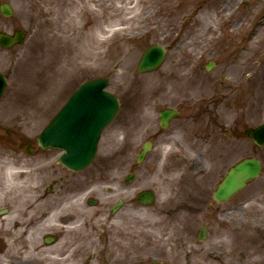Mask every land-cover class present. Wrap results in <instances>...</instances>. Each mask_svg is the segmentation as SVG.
I'll list each match as a JSON object with an SVG mask.
<instances>
[{"label":"rangeland","instance_id":"374dc122","mask_svg":"<svg viewBox=\"0 0 264 264\" xmlns=\"http://www.w3.org/2000/svg\"><path fill=\"white\" fill-rule=\"evenodd\" d=\"M1 2L11 5L14 16H0V31L11 33L22 28L28 35L21 47L0 48V73L8 78L1 114L35 115L41 110L37 101L60 104L82 82L102 76L109 77L107 90L121 103L115 121L102 135L96 162L89 170L100 184L94 195L101 206L72 210L79 211L80 221L90 220L91 225L98 226L121 199L124 205L111 223L125 235H119L105 253L97 254L96 250L104 246L95 233L77 231L82 243L75 245L63 261L28 257L21 264H107L111 259L113 264H151L152 259L161 264H244L241 254L246 249L250 264L257 252L260 214H264V146L256 147L241 133L264 122V21L260 25L264 0H232L230 7L226 5L228 0ZM205 18H210L209 28L203 27ZM153 44L167 48L165 62L156 72L138 74L137 62ZM210 62L215 65L207 71ZM49 95H57L62 101L56 102L57 98ZM174 105H183V109L197 112L205 121L216 120L236 131L241 138H231L232 161L253 156L262 164L261 176L240 195L245 200L238 211L243 212H235L227 220L239 227L234 240V236L217 240L224 231L218 229L219 221L210 220L214 214L192 212L202 205L189 203L178 208L190 197L184 199L186 193L182 192L171 197L166 182L170 177L168 164L157 167L153 174L160 191L154 207L134 202L133 193L121 182L113 181L112 194L101 185L100 178L114 176L117 180L128 173L129 147L134 144L137 149L144 140L147 122L156 121L160 109ZM173 164V175L190 173L189 163L175 160ZM146 167L141 166L140 173L146 174ZM143 179L138 177L135 182L136 191L150 187V181ZM95 213H101L100 217ZM238 221L246 223L244 240ZM203 225L209 231L205 241L198 242L196 234ZM208 253L217 259L206 257ZM0 264H8L1 253Z\"/></svg>","mask_w":264,"mask_h":264},{"label":"flooded vegetation","instance_id":"af4514ba","mask_svg":"<svg viewBox=\"0 0 264 264\" xmlns=\"http://www.w3.org/2000/svg\"><path fill=\"white\" fill-rule=\"evenodd\" d=\"M42 102L44 101L37 103L41 110L36 111L35 115L30 112L0 114V241L4 244L6 260L17 264H21L26 256L63 259L71 253L75 245L81 244L82 235L78 232H64L60 227L71 226V223L76 221L75 217L72 219L75 215L71 212V201L81 197L87 205L93 195L86 194L100 185L96 184L89 173L91 168L81 172L66 168L60 163L62 152L41 146L37 136L30 134L33 125L37 127L43 122L47 124L57 112L55 109L46 110L55 104ZM178 107L179 115L170 121L166 129L159 127V120L156 123L147 122L144 140L151 143V150L141 165H148L146 174L140 173L141 167L137 171L135 165V156L141 144L137 149L134 144L129 145V155L126 157L131 158V161L125 159L123 163L128 162L129 173H133V181L129 184L133 199L135 200L136 194L134 184L138 177H143L142 181H145V178L150 181L149 188L153 189L158 197L160 191L153 174L157 167L168 164L170 177L166 182L169 184L171 197L173 193L178 192L186 193L183 194L184 199L188 198L186 195L190 197L189 201L181 203L178 208H183L189 203L202 205L192 209V212L213 213L210 220L219 221V230L224 227L236 230L238 225H234V221L233 225L228 224L227 220L232 219L235 212H243L238 210L245 200L240 196L244 191L224 202H216L213 198L218 184L232 165L231 133H227L215 121H205L197 112L183 109V105ZM185 154L192 157L189 158ZM175 160L189 163L190 173L183 171L173 175ZM113 177L105 178V181H108L105 189L107 194L114 192L113 181L117 180H113ZM178 208L175 209L179 210ZM55 212L57 216L51 220L50 217ZM100 215L101 213L94 214L97 218ZM260 218L262 221L257 227V252H252L250 264H264V230L261 227H264V214H260ZM104 219L105 222H98L96 227L91 225L90 222L93 221L89 220L79 221L78 224L81 225L82 232L94 231L98 242L110 248L119 235L125 233L113 226L112 217L108 214ZM238 222L244 240L247 238L244 227L246 223ZM205 228L207 235L209 230L207 226ZM231 235L236 238V231H230L229 236ZM222 237L223 234L219 235L217 240ZM248 251L246 249L245 253L241 254L244 264H248Z\"/></svg>","mask_w":264,"mask_h":264},{"label":"water","instance_id":"95a60500","mask_svg":"<svg viewBox=\"0 0 264 264\" xmlns=\"http://www.w3.org/2000/svg\"><path fill=\"white\" fill-rule=\"evenodd\" d=\"M0 12L5 17L13 14L7 3L0 6ZM23 42L24 33L21 30H16L13 35L0 33L2 47L9 48ZM164 53V49L159 45L149 48L139 62L138 71L155 70L163 61ZM4 84L5 80L0 76V94ZM106 85V79H97L81 85L41 135L42 141L66 151L62 160L73 169H82L89 164L94 157L101 131L110 123L119 108L117 98L104 91ZM171 113L164 111L161 113V119L166 121ZM245 134L258 146L264 144V124L255 129L248 128ZM145 151L146 147L138 160L142 159ZM260 170V163L255 158L244 159L236 164L228 172L218 191L217 199L225 198L246 182L258 177ZM143 200L149 203L151 198L145 196Z\"/></svg>","mask_w":264,"mask_h":264},{"label":"bare ground","instance_id":"6f19581e","mask_svg":"<svg viewBox=\"0 0 264 264\" xmlns=\"http://www.w3.org/2000/svg\"><path fill=\"white\" fill-rule=\"evenodd\" d=\"M231 2H232V0H228V2H227L226 5H228V6L230 7ZM228 10H230V8H228ZM263 21H264V20H262V22L260 23V25H263ZM210 22H211V21H210V18H205V22H204V24H203V27H205V28H209V27H210ZM90 55H91V54H90ZM90 55H87V57H92V56H90ZM81 200H82V198H81V197H78V198H75L73 201H71L72 203H74L73 207H77V206H78L77 202H78V201L81 202ZM56 216H57V213L55 212V213H53V214L51 215L50 219L53 220V219L56 218Z\"/></svg>","mask_w":264,"mask_h":264}]
</instances>
